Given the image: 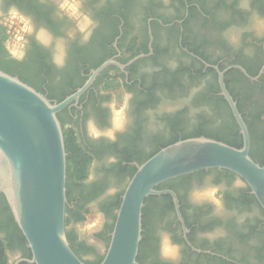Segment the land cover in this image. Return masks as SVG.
<instances>
[{"label": "flooded vegetation", "instance_id": "obj_1", "mask_svg": "<svg viewBox=\"0 0 264 264\" xmlns=\"http://www.w3.org/2000/svg\"><path fill=\"white\" fill-rule=\"evenodd\" d=\"M13 2L34 18L37 27L44 25L56 36L65 35L72 26L67 17L57 16L55 0ZM85 9L99 26L88 43L79 37L68 42L63 69L51 63L50 50L34 39L28 56L13 60L3 48L2 33L0 64L10 65L14 75L56 103L74 96L104 62L122 65L109 64L58 113L64 131L73 130L77 142L91 154L87 176L90 170L96 175L92 182L85 183L86 176L71 189L67 236L86 264H100L114 230L117 202L137 164L172 140L194 137L199 127L205 130L199 136L228 142L236 137L243 146L241 127L221 88V72L247 125L250 155L264 165V38L253 30L244 31L236 48L222 37L230 26L249 25L253 13L264 17V0H86ZM245 49H252V54ZM102 88L116 95L132 94L129 125L116 142L93 140L87 134L89 117L100 127L111 122L110 113L101 107L111 96L100 95ZM108 157H114L115 163L106 164ZM237 178L241 184L233 188ZM206 181L224 191L226 212L222 216L213 215L210 203L193 205L189 199L193 184ZM159 186L176 193L179 209L171 193L151 195L144 205L147 213L139 264H171L159 254L161 228L181 246L179 264H264V208L241 176L229 169L209 168ZM93 202L103 214L102 226L90 237H82L76 225L85 222ZM234 210L250 215L240 224L232 215ZM12 216L0 192V237L8 257H16L18 264H35L28 261L32 257L28 243L20 244L14 238ZM217 228L226 235H205Z\"/></svg>", "mask_w": 264, "mask_h": 264}, {"label": "water", "instance_id": "obj_2", "mask_svg": "<svg viewBox=\"0 0 264 264\" xmlns=\"http://www.w3.org/2000/svg\"><path fill=\"white\" fill-rule=\"evenodd\" d=\"M106 61L78 92L53 102L19 76L0 68V192L26 237L35 264H86L74 251L66 231L67 150L58 113L90 85L109 64ZM221 88L244 135L241 147L207 136L188 137L162 147L141 164L129 179L117 211L109 246L100 264H139L143 238V208L164 181L202 169L224 168L241 176L264 208V165L250 155L247 125L228 91L223 73Z\"/></svg>", "mask_w": 264, "mask_h": 264}, {"label": "clouds", "instance_id": "obj_3", "mask_svg": "<svg viewBox=\"0 0 264 264\" xmlns=\"http://www.w3.org/2000/svg\"><path fill=\"white\" fill-rule=\"evenodd\" d=\"M55 3L57 16L62 19L67 17L73 22L63 36H56L44 25L37 27L34 18L23 11L13 0H0V33L3 35V48L10 58L15 61H23L28 56L30 45L34 39L42 47L50 50L51 63L57 69H63L68 61V42L77 37L82 43H88L92 39L99 26V21L91 11L85 9L86 0H55ZM248 30H253L257 37L264 38V17L253 13L249 25L245 27L230 26L224 30L222 37L230 45L239 48L241 35ZM245 53L251 55L252 49H245ZM100 95L111 96L110 99L101 103V107L110 113L111 122L108 127H100L94 117H89L86 122L87 134L93 140L103 138L116 142L119 134L125 132L129 125L128 109L132 94L122 92V95H116L112 94L110 90L102 88ZM149 115L155 119V114L150 112ZM95 163L93 161V164ZM105 163H115V158L108 157ZM95 178V172L90 170L85 183H90ZM240 184L241 181L237 178L233 183V188H238ZM223 197L224 191L221 186L209 181L203 184H193L189 192V199L193 205L210 203L213 206V215L217 216H222L226 212ZM94 205L95 202L90 205V208L95 213V219L90 221L86 219L83 224L76 225L82 237H90L93 230H98L102 226L103 214ZM232 215L236 216L237 223L243 224L250 213L239 214L234 210ZM205 235L208 238H214L226 235V233L217 228ZM158 246L159 254L164 260L170 261L171 264H179L181 246L163 228L158 232ZM18 262L16 257L9 256L8 264H18Z\"/></svg>", "mask_w": 264, "mask_h": 264}, {"label": "trees", "instance_id": "obj_4", "mask_svg": "<svg viewBox=\"0 0 264 264\" xmlns=\"http://www.w3.org/2000/svg\"><path fill=\"white\" fill-rule=\"evenodd\" d=\"M0 68L3 69L4 71L13 74V70L10 67V65H4L0 64ZM22 79V77H20ZM23 80V79H22ZM24 81V80H23ZM197 134L194 135V137L199 136L200 132H205V130L201 127L197 129ZM65 133V143H66V150H67V181H66V186H67V197L68 201L70 199L71 195V189L73 186L78 185L77 181L85 179L88 173V167L91 162V154L87 152L78 142L77 138L71 129H67L64 131ZM211 135V134H208ZM208 137V136H207ZM187 138V137H184ZM212 138V137H211ZM216 139V138H214ZM219 140V139H217ZM177 139L172 140L170 143H167L165 146L176 142ZM229 143L230 145L236 146V147H241L242 143L237 140L236 137L232 138L231 142L224 141ZM160 150V149H159ZM158 150V151H159ZM156 153V152H155ZM153 153V155L155 154ZM152 156V155H151ZM150 156V157H151ZM144 161H141V163ZM137 168H134L132 171V174L130 178L133 176V174L136 172ZM158 189H160V186H158ZM151 197L150 196L146 199L145 204H147ZM121 198L117 202L118 206H120L121 203ZM72 212L71 208L69 207V203H67L66 207V225L70 222V213ZM147 213V207L143 209V224L145 225V215ZM80 219H85V216L80 217ZM12 224H13V229H14V238L20 243L23 244L24 242H27L26 237L24 236L22 230L18 226V224L14 221V218L12 216L11 218ZM104 256H102V259ZM8 254L6 252V244L5 240L0 237V264H8ZM102 261V260H101Z\"/></svg>", "mask_w": 264, "mask_h": 264}, {"label": "rangeland", "instance_id": "obj_5", "mask_svg": "<svg viewBox=\"0 0 264 264\" xmlns=\"http://www.w3.org/2000/svg\"><path fill=\"white\" fill-rule=\"evenodd\" d=\"M87 219H88L89 221L95 219V213H94L93 211H90V213L88 214ZM82 224H83V223H82Z\"/></svg>", "mask_w": 264, "mask_h": 264}]
</instances>
